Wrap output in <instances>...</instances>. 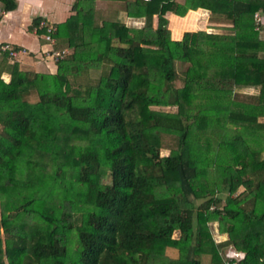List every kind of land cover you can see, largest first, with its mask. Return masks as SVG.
<instances>
[{"label":"trees","instance_id":"trees-1","mask_svg":"<svg viewBox=\"0 0 264 264\" xmlns=\"http://www.w3.org/2000/svg\"><path fill=\"white\" fill-rule=\"evenodd\" d=\"M126 1L76 3L55 73L0 58V264H264V0ZM198 9L232 33L174 40Z\"/></svg>","mask_w":264,"mask_h":264},{"label":"crops","instance_id":"crops-1","mask_svg":"<svg viewBox=\"0 0 264 264\" xmlns=\"http://www.w3.org/2000/svg\"><path fill=\"white\" fill-rule=\"evenodd\" d=\"M83 0H17V7L13 11L4 12L3 5L0 2V8L3 10V15L0 18V45L11 44L18 50H25L26 53H21L17 62L20 63V68L25 71H32L37 73H55L57 71L56 60L51 57L52 50H60L57 40L55 43H50L44 39V34H40L41 29L34 26L35 20L47 22L58 28V25L66 22L71 16L75 15L74 7L77 2ZM127 7L126 0H96V9L98 15L108 14L110 17H119L130 26L141 25L143 21L135 18H127L125 16ZM107 10L104 12L103 10ZM198 12L203 15L206 20L210 16V12L204 9L191 10L185 17L177 16L169 13V29L171 30L172 38L174 40H181L184 33L187 31L197 30H183L179 37H176L172 23L177 24L183 22L190 13ZM119 14V15H118ZM157 25V17L154 21ZM220 25V24H216ZM50 51V54L47 52ZM9 62V59H8ZM3 78L11 79V75L5 73ZM219 236H223V240H219ZM218 243L227 239L226 235H215ZM234 250L229 249V253Z\"/></svg>","mask_w":264,"mask_h":264},{"label":"rangeland","instance_id":"rangeland-1","mask_svg":"<svg viewBox=\"0 0 264 264\" xmlns=\"http://www.w3.org/2000/svg\"><path fill=\"white\" fill-rule=\"evenodd\" d=\"M103 11L107 12V10H105V9ZM208 16H210L209 13H208ZM191 19L197 21V23L194 21L195 24H197L196 27H187L184 30H203V31H206V32H217V33H228V34L232 33V31L230 30L229 26L216 25V24L212 23L211 20H209V18H208V20H206V18H204V16L201 15V14H196L195 16L193 15V17ZM174 22L175 21H173V23H172V28H173ZM66 50H68V52H71L69 49H66ZM9 64L10 65H14V64H11L10 62H9ZM16 64H20V63L17 62ZM178 69H179V72L182 73V71L185 70V66L178 65ZM4 79L6 81H8L7 78H4ZM177 86H179V87L182 86V82L181 81L177 82ZM29 100L31 102H36L38 100V96L33 93V94H31L29 96ZM159 109L163 110V111H168V112H176L177 111V108H159ZM174 146H175L174 138L173 137H165L164 138V147L161 150V155L162 156H167L168 154H170L169 148H173ZM242 190L243 189H240L239 192L242 191ZM210 226H211V228L213 230V233L218 238V235H220V232H219V229H218V224L217 223H211ZM175 237H177V232L175 233ZM222 237L219 236V240H223L224 238H222Z\"/></svg>","mask_w":264,"mask_h":264},{"label":"built area","instance_id":"built-area-1","mask_svg":"<svg viewBox=\"0 0 264 264\" xmlns=\"http://www.w3.org/2000/svg\"><path fill=\"white\" fill-rule=\"evenodd\" d=\"M145 1H151V0H145ZM3 13H4L3 10L0 8V16H2ZM255 20H256L258 29L260 28V26L264 27V18L260 13H256ZM38 27L41 30H45V33H44L45 40H47L50 43H55L56 40L53 35L57 32L56 26L48 24L45 21H42ZM21 53H26V51L18 50L17 48L13 47L11 44H1L0 45V58L2 55L8 54V59L11 64L17 63L18 61L17 58ZM47 53L50 54V51H48ZM68 53H69L68 50H52L50 55L53 59L57 61L59 59L64 58V56ZM236 255L237 254L235 252H232L228 254V257L232 259L236 257ZM238 256H240V258H244L245 254L239 253ZM232 264H235V262H232Z\"/></svg>","mask_w":264,"mask_h":264}]
</instances>
